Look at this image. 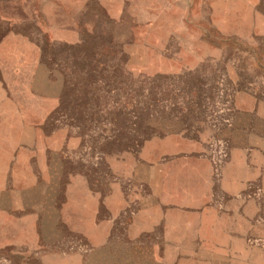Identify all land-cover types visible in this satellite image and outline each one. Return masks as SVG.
<instances>
[{
  "label": "rangeland",
  "instance_id": "374dc122",
  "mask_svg": "<svg viewBox=\"0 0 264 264\" xmlns=\"http://www.w3.org/2000/svg\"><path fill=\"white\" fill-rule=\"evenodd\" d=\"M50 21L77 24L79 41L50 40L40 25ZM262 23L264 0H0V40L15 31L39 43V81L60 92L46 131L61 125L59 148L40 161L39 190L26 196L33 216L0 215V264L44 246L78 253L84 264H160V230L157 250L148 235L132 241L124 233L134 201L150 194L147 145L180 134L202 142L218 166L229 137L250 124L254 153L264 154V33L251 31ZM167 58L177 61L174 71H150L149 63ZM85 192L94 196L96 221L126 207L104 243L90 240L77 220ZM215 198L227 199L217 187ZM34 221L38 233L29 230ZM254 223V262L261 263L264 220ZM184 261L202 264L196 255Z\"/></svg>",
  "mask_w": 264,
  "mask_h": 264
},
{
  "label": "crops",
  "instance_id": "0c3cea01",
  "mask_svg": "<svg viewBox=\"0 0 264 264\" xmlns=\"http://www.w3.org/2000/svg\"><path fill=\"white\" fill-rule=\"evenodd\" d=\"M111 16L120 19L119 15ZM40 25L52 41H79V26L72 21ZM261 25L252 26L251 31L264 33V23ZM40 56L39 43L26 34L10 31L0 40V215L12 214L16 222L33 216L30 211L35 206L26 196L38 192L40 161L61 143V125L46 131L58 110L60 92L47 89L45 79L39 81ZM159 61L149 63L152 73L172 72L177 66L171 58ZM249 127L241 128L245 134L240 138L229 137L232 147L218 166L214 157L203 153V143L198 140L180 134L151 140L147 145L150 194L134 201L138 206L125 222L126 239L136 241L148 235L151 247L157 250L156 231L160 230L161 248L165 250V254L161 248L155 253L158 260L164 258L160 264H189L184 258L191 255L202 264H264L255 263L253 253L254 220L258 215L264 220V154L254 153L247 138ZM215 187L227 199L217 200ZM85 194L86 202L78 208L84 215L77 220L90 240L104 243L113 229V217H121L120 210L126 207L120 209L119 205L112 218L96 221L94 196ZM32 226L29 230L38 233L39 221ZM11 227L7 223L5 228L8 231ZM44 247L39 255L11 264H84L78 253ZM173 257L177 260L170 262Z\"/></svg>",
  "mask_w": 264,
  "mask_h": 264
}]
</instances>
